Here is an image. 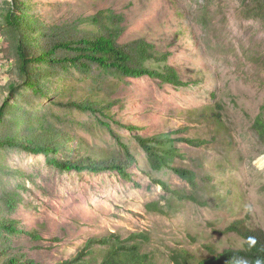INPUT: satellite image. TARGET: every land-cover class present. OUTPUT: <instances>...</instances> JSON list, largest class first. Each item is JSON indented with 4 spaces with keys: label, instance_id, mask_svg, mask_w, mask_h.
<instances>
[{
    "label": "rangeland",
    "instance_id": "374dc122",
    "mask_svg": "<svg viewBox=\"0 0 264 264\" xmlns=\"http://www.w3.org/2000/svg\"><path fill=\"white\" fill-rule=\"evenodd\" d=\"M22 2L55 24L83 19L80 30L87 27L85 18L100 11L121 14L122 41L148 39L156 53L167 55L181 83L122 78L97 66L71 70L66 95L93 89L121 102L97 115L62 109L23 91L30 101L23 108L40 123L67 130L74 137L70 147L78 146L82 156L119 154L127 175L62 172L43 155L0 151V219L14 221L21 233L11 237L12 249L35 264H58L74 257L88 239L143 233L148 241L142 251L155 264H171L175 249L199 256L210 245L240 248L243 240L223 231L235 220L264 231V167L258 163L264 142L252 130L255 118L264 116V13L249 15L246 0ZM10 4L13 0H0V95L18 79L3 19ZM176 11L183 14L178 20ZM178 26L187 28L184 35L177 34ZM146 64L157 67L155 60ZM58 98L54 94L51 100ZM168 132L180 155L154 170L139 140ZM192 137L202 144L182 140ZM178 168L195 174L194 185L176 173ZM36 224L40 237L32 241L25 232Z\"/></svg>",
    "mask_w": 264,
    "mask_h": 264
},
{
    "label": "trees",
    "instance_id": "16d2710c",
    "mask_svg": "<svg viewBox=\"0 0 264 264\" xmlns=\"http://www.w3.org/2000/svg\"><path fill=\"white\" fill-rule=\"evenodd\" d=\"M246 1L249 4V15L264 13V0ZM13 2L3 19L9 32L8 48L16 59L14 73L18 79L7 85L0 95V151L18 150L43 155L49 165L62 172L116 171L120 175H127V164L119 154L105 157L82 156L78 146L70 147L74 137L67 130L40 123L33 112L23 108L24 105H30L23 91L40 99H50V103L62 109L87 111L95 115L109 113L110 108L121 102L117 103V100L108 95L98 96V92L93 89H89L87 94L66 95L70 91L68 84H65V80L68 81L65 79L66 75L71 70L82 73L87 72L90 66H97L122 78L148 76L180 85L177 71L167 65V55L156 53L146 38L122 41L124 18L111 10L88 16L84 20L87 27L80 30L83 19L55 24L30 12L29 5L24 9L22 0ZM175 15L178 20L183 14L176 11ZM186 31L184 26H178L176 30L180 36ZM150 60H155L157 67L148 66L146 62ZM60 70L62 76L57 73ZM58 79L62 82L60 86ZM54 87V92L49 96ZM54 94L59 95L56 101L51 100ZM218 123L216 124L223 128ZM124 127L130 131L135 130L132 126ZM252 130L264 142V116L255 118ZM171 135L169 132L160 133L139 140L148 163L154 170L170 166L180 155ZM182 140L191 146L202 144L194 137ZM78 143L79 146H85V142ZM122 146L127 148L125 144ZM175 171L190 185H194L193 172L179 168ZM158 183L164 190L181 197L180 193L172 192L166 183ZM151 207L153 210H160L154 204ZM39 226L36 224L29 232H25L30 240H39ZM223 231L241 238L242 246L233 249L210 245L199 256L184 249H175L169 254L170 263L264 264V231L261 228L250 226L243 220H235ZM18 235L21 233L14 221L0 219V264H35L18 252L19 248L12 249L11 237ZM147 241L148 237L143 233H131L124 239L118 235L88 239L74 257L58 264H155L152 256L142 251L141 246Z\"/></svg>",
    "mask_w": 264,
    "mask_h": 264
},
{
    "label": "bare ground",
    "instance_id": "6f19581e",
    "mask_svg": "<svg viewBox=\"0 0 264 264\" xmlns=\"http://www.w3.org/2000/svg\"><path fill=\"white\" fill-rule=\"evenodd\" d=\"M260 167H264V155L258 161Z\"/></svg>",
    "mask_w": 264,
    "mask_h": 264
}]
</instances>
